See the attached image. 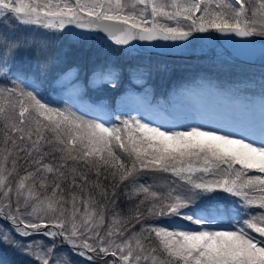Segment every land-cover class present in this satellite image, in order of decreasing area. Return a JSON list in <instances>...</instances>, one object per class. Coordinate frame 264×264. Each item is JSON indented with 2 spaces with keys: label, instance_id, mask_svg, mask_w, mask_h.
<instances>
[{
  "label": "snow or ice",
  "instance_id": "1",
  "mask_svg": "<svg viewBox=\"0 0 264 264\" xmlns=\"http://www.w3.org/2000/svg\"><path fill=\"white\" fill-rule=\"evenodd\" d=\"M68 25L130 47L213 31L254 43L264 0H0V243L33 264H76L64 245L88 264H264V124L49 102L37 72L15 66L33 45L15 33ZM117 77L94 71L96 84Z\"/></svg>",
  "mask_w": 264,
  "mask_h": 264
},
{
  "label": "rangeland",
  "instance_id": "2",
  "mask_svg": "<svg viewBox=\"0 0 264 264\" xmlns=\"http://www.w3.org/2000/svg\"><path fill=\"white\" fill-rule=\"evenodd\" d=\"M35 29L34 26H30ZM37 28L47 35V30ZM49 36L57 41H60L61 36L54 33H49ZM252 38H242L235 37L234 35H224L221 33L211 32V33H194L189 41H140L139 43L143 48L150 50L154 53L170 54V55H194L195 57L207 56L208 60L205 61L207 68L210 69H221L225 66V61L235 62L238 60L242 63L247 64H264V56L261 55V47L264 45V41L255 40L254 43H248ZM260 41V42H259ZM125 61V58H123ZM107 68V67H106ZM116 70L115 67H112ZM71 69L68 65H64L59 70L62 75L66 71ZM183 72V76L179 78V74H166L154 75L145 71H133L126 74V79L134 84H143L145 86V93L138 91L137 89L130 88L121 93L120 96L115 100L116 104L114 106H109L104 98H99L97 100H86L79 93V85L72 82L67 83L63 86H58L56 84L57 79L54 81L55 90L53 96L57 102L64 103L66 100L71 103L72 99H76L78 106L83 110L89 107L99 106L101 103L107 106V108L119 115L121 112H127L132 115H138L142 111H149L150 114L156 116L159 115L163 119V122L169 120H183L185 121L188 115V120L192 116L189 113L190 104L194 96L205 97V107H211L217 114L222 116V111L224 107L230 106V104L239 103L243 105L248 113L255 112V106L260 104L261 93L253 96L247 100H244L241 93H243L244 85L247 83L234 82V80L222 77L221 73H209L206 76L198 77L191 70L187 71V68L177 69ZM37 75L40 76V72L35 70ZM46 75L47 79L49 76ZM165 84L170 85V94L163 101H158L152 103L151 99L153 96L157 95L158 88L164 86ZM68 85H70L68 87ZM90 85H98L94 83V73L90 77ZM75 86V89L73 88ZM241 92H240V91ZM214 95L221 98L223 102L221 103H211L209 101L208 95ZM239 100L238 101H235ZM165 103L167 105L159 104ZM250 107L253 110L250 111ZM162 110L161 112H159ZM193 113L194 118L199 116H204L203 114ZM225 120V118H223ZM186 120V121H188ZM194 120V119H192ZM219 121V120H217ZM224 123L227 124L226 120ZM235 125H239L236 123ZM240 125H252L250 123L240 124ZM0 225L5 228L10 227L8 224H4L0 221ZM36 239H44L47 243V238L36 237ZM60 251V250H58ZM20 254L15 248L8 246L6 244L0 243V264H10L12 262L13 256L15 254ZM67 253V252H66ZM70 259L76 264H82L81 257L76 256L72 253Z\"/></svg>",
  "mask_w": 264,
  "mask_h": 264
},
{
  "label": "trees",
  "instance_id": "3",
  "mask_svg": "<svg viewBox=\"0 0 264 264\" xmlns=\"http://www.w3.org/2000/svg\"><path fill=\"white\" fill-rule=\"evenodd\" d=\"M30 28V26H21L17 29L15 33L17 37H23L33 42L32 47L27 49L22 48L16 55L15 66L23 67L26 71H30L32 69L31 66L34 63H47V50H50L52 53H54L52 54V56H61L63 60L62 66H72L75 67L77 70L80 69L86 73L90 72L94 67H100L103 63L108 62V58L112 60L108 49L101 41L96 39L97 41L92 44V52L90 54H87L83 51L86 48L84 47L83 42L79 41L78 37L72 35L60 34L62 35L60 41L55 40V42H53L50 41V39L48 38V34L47 36L43 34L42 40L36 48L35 40L37 42L40 39L38 38L39 36L37 34L28 30ZM37 52H39L40 55H37ZM181 59L182 58L174 57V60ZM161 63H165L166 69L170 68L172 65V62L170 61L169 57L154 55L153 57L144 59L142 62L130 61L128 63V66L130 68L145 67L148 70H156L157 66ZM190 66L192 67V65ZM232 66L233 65H231L230 67ZM197 68H199V65H197ZM228 72H231V68L228 69ZM129 87H131V84L126 79L124 69H122L118 73V77L115 81V87H113L112 84L103 86L99 90V95L100 97H106L110 102H112L122 91ZM148 182L151 183V181ZM121 207L126 208V204L123 203V201L121 203ZM138 227L139 225H137V228ZM58 250H60L61 252L68 250L70 253H72L67 245H64L63 248ZM81 259L84 263H88L85 261V258L81 257ZM10 264H33V261L27 256H23L22 258L21 255L18 254L13 257L12 262ZM97 264H101V262L97 261Z\"/></svg>",
  "mask_w": 264,
  "mask_h": 264
},
{
  "label": "water",
  "instance_id": "4",
  "mask_svg": "<svg viewBox=\"0 0 264 264\" xmlns=\"http://www.w3.org/2000/svg\"><path fill=\"white\" fill-rule=\"evenodd\" d=\"M63 31H68V32H72V33H84V34H88L89 31L86 29H77L75 28L74 25H68L66 26V28ZM94 35L98 36V37H102L105 38L108 42L115 44L113 41H111L110 39L107 38V35L105 33H97V32H93ZM122 46L125 49L128 50H133V51H137L138 53H142V54H146L147 52L141 50L138 45L135 43V41L131 42V47L128 45H119Z\"/></svg>",
  "mask_w": 264,
  "mask_h": 264
}]
</instances>
